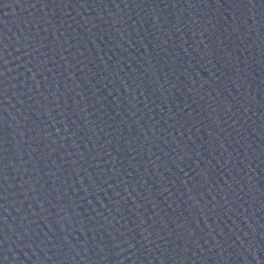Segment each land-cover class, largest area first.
Listing matches in <instances>:
<instances>
[{
  "label": "water",
  "instance_id": "water-1",
  "mask_svg": "<svg viewBox=\"0 0 264 264\" xmlns=\"http://www.w3.org/2000/svg\"><path fill=\"white\" fill-rule=\"evenodd\" d=\"M0 264H264V0H0Z\"/></svg>",
  "mask_w": 264,
  "mask_h": 264
}]
</instances>
